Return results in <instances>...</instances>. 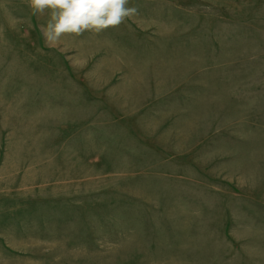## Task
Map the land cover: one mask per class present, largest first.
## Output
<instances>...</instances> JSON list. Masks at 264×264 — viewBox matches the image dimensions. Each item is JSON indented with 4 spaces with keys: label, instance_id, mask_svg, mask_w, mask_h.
<instances>
[{
    "label": "rangeland",
    "instance_id": "obj_1",
    "mask_svg": "<svg viewBox=\"0 0 264 264\" xmlns=\"http://www.w3.org/2000/svg\"><path fill=\"white\" fill-rule=\"evenodd\" d=\"M129 6L0 0V264H264V0Z\"/></svg>",
    "mask_w": 264,
    "mask_h": 264
},
{
    "label": "clouds",
    "instance_id": "obj_2",
    "mask_svg": "<svg viewBox=\"0 0 264 264\" xmlns=\"http://www.w3.org/2000/svg\"><path fill=\"white\" fill-rule=\"evenodd\" d=\"M130 0H27L32 13L49 11L44 30L47 41L56 42L66 34L80 36L119 27L136 15L138 8Z\"/></svg>",
    "mask_w": 264,
    "mask_h": 264
}]
</instances>
